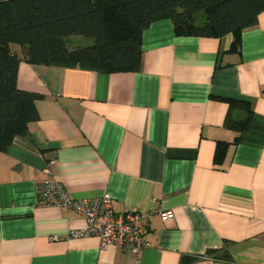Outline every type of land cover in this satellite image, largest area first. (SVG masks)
<instances>
[{
    "label": "crops",
    "instance_id": "1",
    "mask_svg": "<svg viewBox=\"0 0 264 264\" xmlns=\"http://www.w3.org/2000/svg\"><path fill=\"white\" fill-rule=\"evenodd\" d=\"M233 40L177 35L162 18L141 33L136 71L21 61L37 117L0 150V264H264V10ZM242 104L239 131L227 118L243 120ZM47 179L145 214L147 247L69 237L85 218L36 205Z\"/></svg>",
    "mask_w": 264,
    "mask_h": 264
},
{
    "label": "trees",
    "instance_id": "2",
    "mask_svg": "<svg viewBox=\"0 0 264 264\" xmlns=\"http://www.w3.org/2000/svg\"><path fill=\"white\" fill-rule=\"evenodd\" d=\"M264 0H0V150L24 135L36 119L39 95L17 86V68L29 64L78 66L103 72L136 71L141 63V33L153 21L169 18L177 35L220 37L254 25ZM79 37L87 45L70 47ZM19 46L21 55L12 50ZM239 102H230V108ZM227 118L228 126L248 128ZM218 147L215 160L219 161Z\"/></svg>",
    "mask_w": 264,
    "mask_h": 264
},
{
    "label": "built area",
    "instance_id": "3",
    "mask_svg": "<svg viewBox=\"0 0 264 264\" xmlns=\"http://www.w3.org/2000/svg\"><path fill=\"white\" fill-rule=\"evenodd\" d=\"M34 192L36 205L70 208L85 218V228L69 231V237L92 236L97 238L100 247H124L131 254H137L148 245L145 214L136 208L116 212L108 192L95 197L74 199L69 196L63 183L54 179L35 184ZM158 213L163 220L172 217L170 210H159Z\"/></svg>",
    "mask_w": 264,
    "mask_h": 264
},
{
    "label": "rangeland",
    "instance_id": "4",
    "mask_svg": "<svg viewBox=\"0 0 264 264\" xmlns=\"http://www.w3.org/2000/svg\"><path fill=\"white\" fill-rule=\"evenodd\" d=\"M88 43H90V42L87 40H84V39L79 38V37H74L70 41V47L76 48L77 46L87 45Z\"/></svg>",
    "mask_w": 264,
    "mask_h": 264
}]
</instances>
